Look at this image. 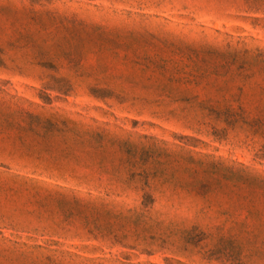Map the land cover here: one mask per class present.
Wrapping results in <instances>:
<instances>
[{
  "label": "rangeland",
  "instance_id": "1",
  "mask_svg": "<svg viewBox=\"0 0 264 264\" xmlns=\"http://www.w3.org/2000/svg\"><path fill=\"white\" fill-rule=\"evenodd\" d=\"M0 264H264V0H0Z\"/></svg>",
  "mask_w": 264,
  "mask_h": 264
}]
</instances>
